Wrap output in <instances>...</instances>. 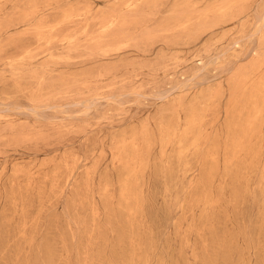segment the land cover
Returning a JSON list of instances; mask_svg holds the SVG:
<instances>
[{
	"label": "rangeland",
	"instance_id": "rangeland-1",
	"mask_svg": "<svg viewBox=\"0 0 264 264\" xmlns=\"http://www.w3.org/2000/svg\"><path fill=\"white\" fill-rule=\"evenodd\" d=\"M0 264H264V0H0Z\"/></svg>",
	"mask_w": 264,
	"mask_h": 264
},
{
	"label": "bare ground",
	"instance_id": "bare-ground-1",
	"mask_svg": "<svg viewBox=\"0 0 264 264\" xmlns=\"http://www.w3.org/2000/svg\"><path fill=\"white\" fill-rule=\"evenodd\" d=\"M108 25V24H107ZM115 25V24H114ZM112 26V25H111ZM110 28V27H109ZM18 108V107H17ZM33 113V112H32Z\"/></svg>",
	"mask_w": 264,
	"mask_h": 264
}]
</instances>
